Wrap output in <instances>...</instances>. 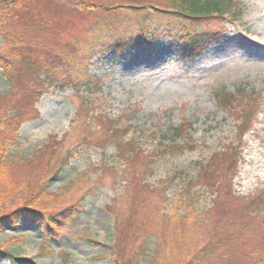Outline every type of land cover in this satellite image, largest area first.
<instances>
[{
  "label": "rangeland",
  "instance_id": "374dc122",
  "mask_svg": "<svg viewBox=\"0 0 264 264\" xmlns=\"http://www.w3.org/2000/svg\"><path fill=\"white\" fill-rule=\"evenodd\" d=\"M29 6L9 27L31 21ZM229 10L239 22L196 59L170 40L82 55L74 65L92 79L65 89L0 71V115L38 112L10 150L0 205L22 188L73 209L55 231L5 218L0 264H264V203H250L264 200V0ZM62 24L49 37L69 45L80 22Z\"/></svg>",
  "mask_w": 264,
  "mask_h": 264
},
{
  "label": "trees",
  "instance_id": "16d2710c",
  "mask_svg": "<svg viewBox=\"0 0 264 264\" xmlns=\"http://www.w3.org/2000/svg\"><path fill=\"white\" fill-rule=\"evenodd\" d=\"M230 2L169 0L166 7H158L160 3L156 0H121L115 3L103 0H0V39L4 40L0 43L1 77L10 80L13 67L19 65L27 70L26 73L32 76L40 88L53 86L65 89L67 86L79 87L80 83L92 79L86 75L88 69L74 65V58L82 54L90 58L114 51L119 53L137 43H154L162 37L173 39L176 47L190 53L197 52L215 39L211 35L213 33L209 32H214V29L216 31L218 23H223L220 18L228 14L226 8ZM28 6V10L33 13L31 21H24L22 28L19 24L9 27L7 22L16 20L19 17L18 10L25 11ZM67 14L80 22L77 30L81 31L69 45L60 44L64 40L62 38L53 41L49 37V34L60 37L61 33L58 32L67 27L62 24L66 22ZM202 24L207 25L209 30L202 28L205 27ZM63 34H66L65 31ZM95 85L89 84L86 87L94 88ZM31 112L32 116L29 114ZM37 114L32 106L30 111L16 107L11 113L0 115V176L7 175L12 159L9 153L12 147L19 145L21 125ZM173 133L178 135L175 131ZM126 148L127 152L134 151L132 144ZM21 189L13 195L17 203L12 202L11 198L7 205L4 202L0 205V228L6 218L12 226L25 221L41 220L43 225H38V228L55 230L73 212L72 205L52 211L42 206L36 196L20 197ZM250 203H258L260 207L264 200L260 197ZM249 233L247 230L246 234ZM49 248L47 245L41 249L47 251Z\"/></svg>",
  "mask_w": 264,
  "mask_h": 264
},
{
  "label": "bare ground",
  "instance_id": "6f19581e",
  "mask_svg": "<svg viewBox=\"0 0 264 264\" xmlns=\"http://www.w3.org/2000/svg\"><path fill=\"white\" fill-rule=\"evenodd\" d=\"M250 160L252 161V160H255L256 161V163H259L260 165H263L262 163H263V161H261L260 159H258L257 157H254V158H250ZM250 161V162H251Z\"/></svg>",
  "mask_w": 264,
  "mask_h": 264
}]
</instances>
